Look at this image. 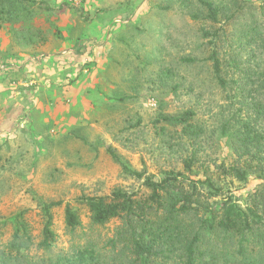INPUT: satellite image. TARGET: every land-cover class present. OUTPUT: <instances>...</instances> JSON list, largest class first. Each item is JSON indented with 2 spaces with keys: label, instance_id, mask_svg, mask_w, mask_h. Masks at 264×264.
I'll return each instance as SVG.
<instances>
[{
  "label": "rangeland",
  "instance_id": "374dc122",
  "mask_svg": "<svg viewBox=\"0 0 264 264\" xmlns=\"http://www.w3.org/2000/svg\"><path fill=\"white\" fill-rule=\"evenodd\" d=\"M211 1L216 21L199 0H24L21 20L0 18V243L13 228L2 220L20 209L36 242L42 220L34 198L60 200L51 209L52 253L88 245L101 261L115 262L108 239L119 221L92 225L81 201L115 188L148 193L109 148L145 175L183 171L191 146L163 117L186 109L203 128L192 176L210 167L243 205L264 189V179L243 183L215 167L232 157L222 125L264 105V0ZM213 49L225 87L212 74ZM25 58L32 70L20 72ZM66 203L81 217L72 231Z\"/></svg>",
  "mask_w": 264,
  "mask_h": 264
},
{
  "label": "trees",
  "instance_id": "16d2710c",
  "mask_svg": "<svg viewBox=\"0 0 264 264\" xmlns=\"http://www.w3.org/2000/svg\"><path fill=\"white\" fill-rule=\"evenodd\" d=\"M199 2L206 17L216 21L219 6L211 0ZM23 3L24 0H0V18L21 20L18 8ZM208 34L204 32L205 36ZM182 60L195 61L191 57ZM209 60L217 84L225 87L228 81L214 49ZM164 76L173 79L170 68ZM252 107L243 121L230 120L222 125L220 136H225L232 157L228 162L215 164L220 176L243 183L251 177L264 179V105L257 102ZM193 115L192 109H186L163 117L165 122L180 127V137L191 146L182 159L183 171L169 169L155 178L131 169L108 149L148 191L138 194L115 188L108 195L85 196L81 201L92 225L119 221L113 237L108 239L113 252L109 257L115 262L101 261L95 248L88 245L75 247L71 253H52L56 233L51 209L61 201L34 198L42 220L39 239L34 241L26 209L6 216L1 223L9 222L13 228L10 238L0 243V264H264V189L250 192V203L243 205L229 189H223L210 167L203 169L200 177L192 176L195 163L200 161L199 138L203 133ZM234 115L235 112L232 119ZM157 124L156 131H164ZM64 222L71 231L81 225L78 209L69 203L64 206ZM33 247L36 251L32 253Z\"/></svg>",
  "mask_w": 264,
  "mask_h": 264
},
{
  "label": "crops",
  "instance_id": "0c3cea01",
  "mask_svg": "<svg viewBox=\"0 0 264 264\" xmlns=\"http://www.w3.org/2000/svg\"><path fill=\"white\" fill-rule=\"evenodd\" d=\"M27 61H28V62H27ZM29 63H31V62L29 61V58H25L23 61L20 59L18 65H17V66H19V65H20V66L18 67L17 70H19V71L22 70L21 67H22V68H25V69L28 67V68H27L28 70H32V67H33V66H31ZM27 69H26V70H27ZM26 70H24V71H26ZM22 71H23V70H22ZM20 72H21V71H20ZM20 72H19V73H20ZM34 72H35V70H34ZM35 73H36V72H35ZM29 83H31V82H29Z\"/></svg>",
  "mask_w": 264,
  "mask_h": 264
}]
</instances>
